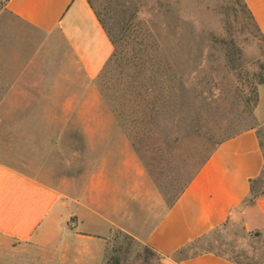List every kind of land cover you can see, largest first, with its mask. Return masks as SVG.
I'll use <instances>...</instances> for the list:
<instances>
[{"label": "crops", "instance_id": "0c3cea01", "mask_svg": "<svg viewBox=\"0 0 264 264\" xmlns=\"http://www.w3.org/2000/svg\"><path fill=\"white\" fill-rule=\"evenodd\" d=\"M244 2L264 43V0ZM0 4V263L104 264L119 230L163 264H236L214 253L167 257L225 222L264 230V196L243 205L263 164L264 84L255 124L221 141L167 205L133 152L118 153L117 128L103 144V129L72 122L97 118L76 108L114 50L87 0ZM63 219L75 229H60Z\"/></svg>", "mask_w": 264, "mask_h": 264}, {"label": "rangeland", "instance_id": "374dc122", "mask_svg": "<svg viewBox=\"0 0 264 264\" xmlns=\"http://www.w3.org/2000/svg\"><path fill=\"white\" fill-rule=\"evenodd\" d=\"M91 2L118 51L76 108L97 118L72 122L103 129V144L105 130L117 128L118 153L133 152L150 189L168 205L216 144L255 124L253 87L264 76V43L239 0ZM126 242L113 232L106 256L138 264L136 244L119 250ZM198 246L189 253L264 264V230L245 231L239 221L211 230Z\"/></svg>", "mask_w": 264, "mask_h": 264}, {"label": "trees", "instance_id": "16d2710c", "mask_svg": "<svg viewBox=\"0 0 264 264\" xmlns=\"http://www.w3.org/2000/svg\"><path fill=\"white\" fill-rule=\"evenodd\" d=\"M239 1L241 2V5L245 9L246 13L248 14L249 19L254 23L253 17L251 15L249 9L247 8L244 0H239ZM87 2L89 3L91 8L93 9L99 23L102 25L103 29L107 33V36L109 37L111 44L113 45V49H114L112 56L110 57V59L108 60V62L104 66V68L102 69L101 73L99 74V76H100L101 74H103L107 70L108 66L114 60V58L116 56V52L118 51L117 50L118 49V45H117L118 43H117V40L112 36L108 27L106 26L105 21L103 19V16L101 15V13H99L97 10H95L91 0H87ZM254 25H255V23H254ZM256 29H257V27H256ZM263 84H264V76H261L257 82V85H263ZM253 94H254V99H253V103H254L253 108H254L257 104V87L256 86L253 87ZM101 97H102V94H101ZM102 98L103 99L105 98V100H106V97H104V95ZM111 112L114 116L116 115V109H114ZM256 135H257V139H258L259 148H260L262 156H263V164H262L260 174L257 177L249 180V197L243 201V205H245V206L253 205L260 197L264 196V129L263 130L262 129L257 130ZM220 143H218V144H220ZM218 144H216V146L209 152L207 157L202 162L201 166L205 163V161L213 153V151L215 150V148L217 147ZM201 166H200V168H201ZM199 169L197 168L195 170V172L192 174V176L190 177V179L183 186V188H180L181 192L184 191V189L187 187V185L190 183V181L193 179V177L199 171ZM115 231L117 232V234L123 235L124 240H127L126 246H124L125 248L120 246L119 250L122 251V249H123V252L126 253L128 246L133 244V243L139 247V251H137L136 255H135V261L138 262V264H163V261L166 259V257L158 255L153 250H151L148 246L140 244L139 242L135 241L133 238H131L127 234H124L123 232H121L119 230H115ZM204 237H205V235L195 239L194 241H192L191 243L182 247L181 249H179L178 251H176L174 254H172L170 257H167V258L175 261L176 263H181L182 261H184L188 258L196 257V256L201 255L203 253H214L216 255L224 257L222 254L216 253V252H213L210 250H205L203 252L189 253L191 249H195V250L200 249V247L198 246V242H200ZM229 260H232L236 264H243V263H241L237 260H234V259H229ZM104 264H120V259L118 257L112 256V255L105 256Z\"/></svg>", "mask_w": 264, "mask_h": 264}, {"label": "built area", "instance_id": "2783aa9c", "mask_svg": "<svg viewBox=\"0 0 264 264\" xmlns=\"http://www.w3.org/2000/svg\"><path fill=\"white\" fill-rule=\"evenodd\" d=\"M75 229V222L72 220H69V222H67L64 226H63V230H73Z\"/></svg>", "mask_w": 264, "mask_h": 264}]
</instances>
